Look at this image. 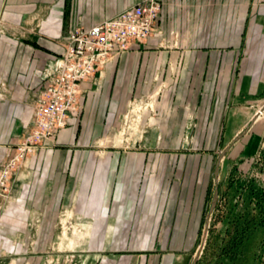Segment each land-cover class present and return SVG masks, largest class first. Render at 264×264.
I'll return each instance as SVG.
<instances>
[{
  "label": "crops",
  "instance_id": "crops-1",
  "mask_svg": "<svg viewBox=\"0 0 264 264\" xmlns=\"http://www.w3.org/2000/svg\"><path fill=\"white\" fill-rule=\"evenodd\" d=\"M137 1L3 0L1 15L32 45L14 53L2 44L10 83L41 87L70 28ZM160 1L157 31L84 80L82 108L18 170L17 204L48 220L41 235L98 238L114 257L130 238L150 263L176 264L201 234L219 173L264 149V115L251 121L264 102V0ZM26 99L16 84L0 101V142L31 130ZM61 219L80 227L69 232Z\"/></svg>",
  "mask_w": 264,
  "mask_h": 264
},
{
  "label": "rangeland",
  "instance_id": "rangeland-1",
  "mask_svg": "<svg viewBox=\"0 0 264 264\" xmlns=\"http://www.w3.org/2000/svg\"><path fill=\"white\" fill-rule=\"evenodd\" d=\"M2 1L0 0V10ZM27 32L25 27L7 22L0 11V54L3 43L7 50L14 53L31 48L28 40L31 37ZM5 63L0 57V101L11 98L16 84L24 85L27 88L26 102L34 114L36 88L26 85L20 78H16V84H11L9 66ZM262 103H257L256 109ZM263 115L260 114V117ZM26 134L22 138L15 137L12 141L0 142L3 149L0 152V264H152L150 262L153 256L148 258L145 254L140 255L129 250L130 238H125L123 249L126 250L116 252L114 257L112 253H107L98 246V238L41 235L48 232L43 230V225L48 220L43 221V214L39 210L33 211L32 207L31 212H19L16 182L21 166L44 146L30 153L23 163L19 162L15 167L11 164L20 151L19 147ZM182 144L186 148L194 146L193 142ZM263 150L260 147L252 153L234 158L226 173L218 175V170L216 201L212 208L211 203L206 208L200 236L194 239L193 247L188 248L185 257H180L176 264H192L195 256L196 262L199 258L202 260L201 264H264V222H261L264 217ZM222 151V147L214 150L216 154ZM221 160L223 164L226 158L222 156ZM222 167L224 170L225 165ZM10 168L12 170L8 171ZM209 200H212L211 196ZM237 223L243 224L249 231L248 239L242 251L238 252L237 259L215 255L229 238L228 230L233 231ZM59 224L63 227L68 225L69 232L80 227L75 220L61 219ZM58 232L61 233V229ZM213 250L215 254L211 255Z\"/></svg>",
  "mask_w": 264,
  "mask_h": 264
},
{
  "label": "built area",
  "instance_id": "built-area-1",
  "mask_svg": "<svg viewBox=\"0 0 264 264\" xmlns=\"http://www.w3.org/2000/svg\"><path fill=\"white\" fill-rule=\"evenodd\" d=\"M160 10V0H138L98 24L70 28L64 51L45 67L44 84L35 90L34 124L12 159V167L56 139L57 131L82 108V82L95 76L111 56L144 42L156 32ZM263 112L264 102L252 119Z\"/></svg>",
  "mask_w": 264,
  "mask_h": 264
},
{
  "label": "trees",
  "instance_id": "trees-1",
  "mask_svg": "<svg viewBox=\"0 0 264 264\" xmlns=\"http://www.w3.org/2000/svg\"><path fill=\"white\" fill-rule=\"evenodd\" d=\"M261 222H264V217L262 218ZM247 227H245L241 223H237L234 226L233 231L228 230V235L230 234L229 238H227L226 242L219 247L217 254H215L214 250L212 254L215 255H222V258H236L239 256L238 252H241L245 241L248 239L249 231H247ZM237 259V258H236ZM240 259V258H238ZM202 260L199 258L196 264H201Z\"/></svg>",
  "mask_w": 264,
  "mask_h": 264
},
{
  "label": "water",
  "instance_id": "water-1",
  "mask_svg": "<svg viewBox=\"0 0 264 264\" xmlns=\"http://www.w3.org/2000/svg\"><path fill=\"white\" fill-rule=\"evenodd\" d=\"M224 152H225V150L221 152L219 159L223 156ZM217 169H218V164L216 166V170ZM216 197H217V187L215 186V189H214V192H213V197H212V200H211V208L213 207V205H214V203L216 201ZM196 259H197V256L194 257L192 264H194L196 262Z\"/></svg>",
  "mask_w": 264,
  "mask_h": 264
}]
</instances>
